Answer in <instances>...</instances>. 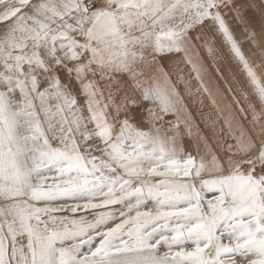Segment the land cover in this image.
<instances>
[{"label":"snow or ice","instance_id":"1","mask_svg":"<svg viewBox=\"0 0 264 264\" xmlns=\"http://www.w3.org/2000/svg\"><path fill=\"white\" fill-rule=\"evenodd\" d=\"M256 25L264 0H0V264H264Z\"/></svg>","mask_w":264,"mask_h":264},{"label":"rangeland","instance_id":"2","mask_svg":"<svg viewBox=\"0 0 264 264\" xmlns=\"http://www.w3.org/2000/svg\"><path fill=\"white\" fill-rule=\"evenodd\" d=\"M258 1V0H257ZM238 3L243 2V0H237ZM226 15L225 19L228 22L230 27H233L234 30V35L236 36V39L238 42H241L242 48L245 51L246 55H249V58L253 60L254 62L258 63L259 62V57L258 56H253L252 52L255 51L254 48H252L251 44L246 40L245 34L242 32V28L238 25L237 21L234 19L231 13H227V10H224ZM257 34H258V40L261 41V46L264 47V36L259 35V27L258 25L254 26V29ZM207 31V29H206ZM211 34V33H209ZM220 54L221 56L227 60L228 59V52L227 49L224 47H221L220 49ZM201 55L203 56L204 53L201 51ZM229 67L233 69V71H238L233 63L229 64ZM187 71V70H186ZM242 78V77H241ZM198 87L197 82L195 79L192 80V90L194 95L192 96H185L184 97V103L187 105L188 111L191 113L192 119L197 127L200 128L201 131L205 132L207 135V131L205 130L204 123H203V117L208 116L209 114L211 117L215 118L216 112L215 110L211 107V105L208 103V100L206 97H204V103L201 105L199 103V99L201 96H203L202 93H196L195 90ZM181 94L184 95L183 93V88L181 87ZM173 117H166V119H172ZM195 131V129H194ZM185 143H188L187 138ZM154 180H157L158 178H152ZM208 198H211V193L206 194ZM150 206V205H149ZM118 207V206H117ZM100 211H107V209H96V210H89V211H81L76 214V218L80 217H85L89 220L92 219V217ZM62 215H67V213H62ZM190 247V246H189ZM165 249L162 247L160 249L161 252H163Z\"/></svg>","mask_w":264,"mask_h":264},{"label":"crops","instance_id":"3","mask_svg":"<svg viewBox=\"0 0 264 264\" xmlns=\"http://www.w3.org/2000/svg\"><path fill=\"white\" fill-rule=\"evenodd\" d=\"M258 2V1H257Z\"/></svg>","mask_w":264,"mask_h":264}]
</instances>
